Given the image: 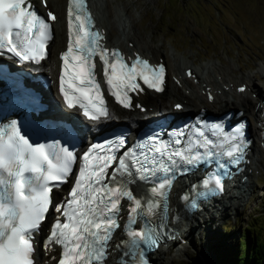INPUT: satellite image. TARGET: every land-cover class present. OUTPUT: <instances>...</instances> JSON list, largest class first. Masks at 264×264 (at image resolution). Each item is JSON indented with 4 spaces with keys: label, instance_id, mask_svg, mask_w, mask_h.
<instances>
[{
    "label": "snow or ice",
    "instance_id": "snow-or-ice-1",
    "mask_svg": "<svg viewBox=\"0 0 264 264\" xmlns=\"http://www.w3.org/2000/svg\"><path fill=\"white\" fill-rule=\"evenodd\" d=\"M42 3L48 6L47 0ZM57 19L52 11L46 17L39 14L30 0H0V52L39 64L49 56ZM66 20L67 48L60 54L59 92L69 109L78 105L92 122L110 117L94 71L96 56L103 63L108 93L123 107L132 106L130 93L143 91L140 81L148 88L163 90V65L154 68L139 55L129 65L119 50L110 52L99 45L103 37L92 30L86 0H68ZM239 90L245 91L244 87ZM175 107L180 109L181 105ZM209 132L215 140L197 127L196 138L187 143L179 138L186 137L183 131L169 141L153 134L137 150L119 156L123 138L107 139L91 144L81 155L68 147L30 143L14 121L7 128L0 125V264H35V234L53 203V190L68 180L78 160L73 186L67 198L56 205L63 219L52 223L45 248L51 252L53 243L60 246L57 264H105L109 242L120 228L121 202L126 199L128 239L116 245L121 264L132 257L136 264H147L141 244L157 246L163 233L134 230L131 225L137 218L151 216L158 209L166 213L168 190L178 174L191 172L202 162H215L223 168L226 164L217 159L220 156L235 163L243 159L242 126L226 131L223 122L213 123ZM204 183L208 192L223 190L219 173ZM189 206L196 208L198 204L192 201Z\"/></svg>",
    "mask_w": 264,
    "mask_h": 264
},
{
    "label": "rangeland",
    "instance_id": "rangeland-1",
    "mask_svg": "<svg viewBox=\"0 0 264 264\" xmlns=\"http://www.w3.org/2000/svg\"><path fill=\"white\" fill-rule=\"evenodd\" d=\"M123 2L138 20L137 32L140 30L145 39L152 35L153 45L158 44L162 50L174 45L178 56L194 59L197 64L217 60L226 66L233 65L234 76L241 71L254 73L256 84L263 87L264 72L260 74L259 67L264 63V0H112L120 17L126 20ZM164 62L168 67L166 57ZM169 76L167 73V81H172L166 87L174 82ZM254 143L260 146L259 140ZM261 157L250 178L253 191L241 201V206L228 209L223 217L219 215L218 225L209 220L208 226L213 228L207 230V235L199 238L194 232L188 241H194L195 247L190 246L186 253L178 255L171 252L175 259L170 264H205L209 258L213 264H224L230 251L238 249L239 236L247 222L264 219V152Z\"/></svg>",
    "mask_w": 264,
    "mask_h": 264
},
{
    "label": "bare ground",
    "instance_id": "bare-ground-1",
    "mask_svg": "<svg viewBox=\"0 0 264 264\" xmlns=\"http://www.w3.org/2000/svg\"><path fill=\"white\" fill-rule=\"evenodd\" d=\"M37 2H39V0H37ZM47 5L55 12V16L58 18L53 25L54 40L50 42V47L53 50V57H50L49 52V56L41 62L40 66H34L33 70L46 71L53 74L57 66V60L55 58L56 51L63 45L65 38L63 17L65 0H63V2L60 0H47ZM89 6L94 14L95 24L103 28V39L107 45H117L124 52H129L130 54L138 51L141 55L150 58L152 61H159V59L163 61L164 57H166L168 63L166 72L170 74V77L174 76V78L178 80V83L176 84L175 81L173 83L171 82L167 87L165 84L162 91L154 92L145 90L134 96L135 99L139 100L145 106H159L165 110L169 108L172 103L180 101L184 103L186 111H193L197 110L200 105H203L207 99L206 92H210L211 99L220 103L222 107L226 106L229 108L235 106L244 108L249 111L251 115L259 119L263 118V116H258L260 112L259 107L255 108V100L259 99V94L263 89L260 90L257 87V76L254 73L251 74L241 71L239 75L234 76L231 74L233 65L226 66L217 60H210L204 64H197L194 59L186 58L184 60L174 52L176 49L174 45H172L171 49H160L158 44L153 45L151 43L152 35H149L148 39H145L139 32L140 30L137 32L136 26L138 20L132 12H130L126 2H123V6L127 12L126 20L120 17L115 5L112 4V0H89ZM187 67L190 68L189 75L185 73V68ZM262 72H264V63L259 67V73L261 74ZM234 79H239L240 81L236 82L235 80V83H233ZM241 83L246 85L245 91L243 92L236 89V86ZM111 106L112 111L117 113V121L125 120L126 116L143 119L142 112L138 111L136 108L123 109L115 104H111ZM153 110L147 109L146 112ZM259 124H262L264 128V123L260 122ZM252 127L253 132L257 135V130H259L258 127L255 125ZM259 139L264 141V136ZM262 152L263 149L257 146H254V148L250 150V161L244 166L242 172L243 175L247 176V179L246 181L239 180L242 174L238 177L237 180L239 184L242 185V188L238 189L237 193H231L225 202H217L212 206L209 205L207 209L198 212L196 216L187 214L180 205L176 203V194L172 192L169 197V208L174 218L169 217L167 224L171 228V234H175V236L169 239L166 244L160 246L157 250L148 255L150 264H170L175 259L174 256L170 255L171 252L178 255V253H186L187 248L190 246L195 247L193 246L194 241L193 243L188 241L190 237L194 235V232L199 234V238L207 235V230L213 228L208 226L210 223H208L209 220L218 225L220 223L218 219L219 215L223 217L225 213L227 214L228 209L233 208L237 210L241 206V201L246 199L248 194L252 191V183L248 178L253 174V169L261 163ZM48 221L49 217L46 218L43 224L47 225ZM197 222L199 224H197ZM195 225H198L199 229H196L195 227L197 226ZM116 232L117 230L114 232L113 239L109 242V256L105 264H116L114 260L116 249L113 244L118 238ZM178 243L181 246H179ZM162 258H164L165 261H162ZM207 260L209 261L205 264H213L211 258Z\"/></svg>",
    "mask_w": 264,
    "mask_h": 264
},
{
    "label": "trees",
    "instance_id": "trees-1",
    "mask_svg": "<svg viewBox=\"0 0 264 264\" xmlns=\"http://www.w3.org/2000/svg\"><path fill=\"white\" fill-rule=\"evenodd\" d=\"M259 221L247 222L239 236L238 249L230 251L224 264H264V219Z\"/></svg>",
    "mask_w": 264,
    "mask_h": 264
}]
</instances>
